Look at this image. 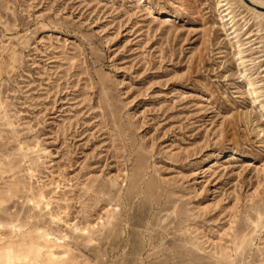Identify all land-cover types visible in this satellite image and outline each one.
<instances>
[{
    "label": "rangeland",
    "instance_id": "obj_1",
    "mask_svg": "<svg viewBox=\"0 0 264 264\" xmlns=\"http://www.w3.org/2000/svg\"><path fill=\"white\" fill-rule=\"evenodd\" d=\"M0 264H264V0H0Z\"/></svg>",
    "mask_w": 264,
    "mask_h": 264
}]
</instances>
